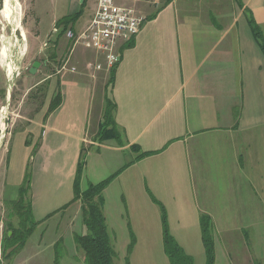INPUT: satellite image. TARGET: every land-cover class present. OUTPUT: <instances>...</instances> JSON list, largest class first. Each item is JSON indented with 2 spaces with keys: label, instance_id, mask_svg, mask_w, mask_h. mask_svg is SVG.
I'll return each mask as SVG.
<instances>
[{
  "label": "crops",
  "instance_id": "0c3cea01",
  "mask_svg": "<svg viewBox=\"0 0 264 264\" xmlns=\"http://www.w3.org/2000/svg\"><path fill=\"white\" fill-rule=\"evenodd\" d=\"M126 2L144 20L131 41L116 46L119 61L109 71H92L100 55L73 45L61 28L53 32L56 21L71 12L52 14L51 45L44 43L45 49L50 45L58 59L69 46L65 67L60 65L59 78H50L48 85V98L57 90L60 103L27 119L10 158L25 174L27 154L37 146L36 161L43 169L30 183L32 214H46L51 199L73 185L83 147L82 174L92 155L100 164L91 171L90 183L113 175L101 194L118 264L126 259L129 264H170L158 203L165 209L169 233L192 264L206 263L202 214L213 222L214 264H264V51L248 22L254 20L264 39V0ZM69 65L75 70H68ZM99 73L104 79L107 75L109 88L99 94L92 117L79 80L95 86ZM106 98L115 105L120 142L97 138ZM91 128L96 139L90 137ZM140 152L146 155L135 159ZM46 159L49 169L58 160L66 167L48 172L42 165ZM106 163L120 165L108 173ZM55 178L62 182L53 191ZM74 221L66 226L73 227ZM83 228L73 234L84 233ZM76 249L67 248L61 264H84Z\"/></svg>",
  "mask_w": 264,
  "mask_h": 264
},
{
  "label": "rangeland",
  "instance_id": "374dc122",
  "mask_svg": "<svg viewBox=\"0 0 264 264\" xmlns=\"http://www.w3.org/2000/svg\"><path fill=\"white\" fill-rule=\"evenodd\" d=\"M3 1L0 0V11L3 9ZM48 1V2H47ZM46 3H31L26 0H16V11L15 16L17 20L18 27L11 26L0 14V48L2 45V40L5 35L13 43V61L15 63V73L13 77L8 80V74L6 73L4 67L1 65L0 56V263L1 264H52L54 258V251L56 250L60 254V264L65 259L66 250L72 249L75 246L74 234L78 229L83 228V222L81 219V209L80 203L75 202L72 206L68 207L66 210H61L56 214L51 215L44 222H41L36 226L32 234L28 237L24 246L19 250L17 249L12 253L6 260L2 259L1 256V240L4 230V221L8 218L7 213L9 212V206L6 204V199L10 200L16 197L17 188L21 184L19 182V176L22 174V168L18 169V162H10L12 153L18 149L17 143L20 139L24 137L23 127L29 124L27 119H32L36 115L37 111H45V108L49 106L50 100L55 96L57 90L52 92L49 97L48 104L46 103L48 98V85L50 78H59L60 75L56 74V70L59 69L60 65L68 55L69 49L66 44L63 50V54L59 56L58 59L56 52L50 51L51 41H47L49 36H47L52 30V14L57 17H62L68 13L73 16L77 13L76 19L70 22L69 28L76 30H83L84 24L87 19L93 16V12L96 6V0H47ZM118 4H128L126 1L121 0V3L116 1ZM54 8V11L52 10ZM18 17V18H17ZM16 24V25H17ZM14 28V29H13ZM61 28V27H60ZM68 29V28H67ZM64 32V31H63ZM61 32V33H63ZM18 43H16V40ZM44 43H49V47L45 49ZM23 45V46H22ZM82 48L79 46L78 49ZM22 49V51H21ZM20 51V52H19ZM21 53V54H20ZM51 54L55 56H50ZM55 59V60H51ZM34 61H40V65L36 68L34 73H30V68ZM43 66V67H42ZM71 65L68 66V70ZM107 75L108 73L105 72ZM63 81L66 82L68 79V74L62 73ZM77 74V73H75ZM50 76L47 78V76ZM100 75V76H99ZM101 77V73L95 75L93 81L95 86L90 83H86L87 80L80 79L83 90V94H87V100L90 99V106L93 110L92 117L95 114V108L99 106L101 102V95L108 92L109 83L108 77ZM61 79V78H60ZM59 79V81H60ZM66 84V83H65ZM62 82H59L58 91L60 93V86ZM84 87V88H83ZM96 87V88H95ZM7 98L9 102L7 103ZM48 98V99H49ZM45 105V107H44ZM6 106L7 112L5 115L2 114L3 107ZM98 111V107H97ZM38 113V112H37ZM5 116V117H3ZM95 129L91 128L90 133L92 139H96ZM11 139V141H10ZM37 147V146H36ZM34 147L32 152L29 151L26 157V169L29 173V180L31 183L32 177L36 173L42 171V166L39 167L36 161L37 148ZM9 150L11 151L9 154ZM96 155L89 157V163L87 171L82 174L81 188L85 189L94 179L91 171L99 170L100 164L96 160ZM18 161V157H14ZM112 158L115 159L113 156ZM87 159V158H86ZM9 160V163H8ZM48 172L54 173L56 169L62 171L66 167V162L58 160V164H53L49 169V163L47 159L45 163L42 164ZM105 171L110 173L114 171L120 164L116 163H106ZM24 171V173H25ZM18 182V183H16ZM62 180L54 179L51 190L56 191L57 187ZM93 183V182H92ZM66 187V186H65ZM61 194L55 195L53 199L46 205L49 214L64 203L69 201L73 196V188L68 187L61 189ZM5 192V193H3ZM49 193L51 191L49 190ZM30 202H31V192H30ZM32 208V206H31ZM34 214V213H33ZM46 214L42 216L34 214L33 218L35 220H40ZM75 215L77 216L76 218ZM75 219L73 227L66 226L67 223ZM15 223L17 217L12 218ZM42 230L44 233H42ZM59 237H61L59 239ZM77 250V249H76ZM80 253V250L76 251ZM82 254V252L80 253ZM79 255V254H78ZM80 260L78 256L75 258ZM82 261V260H81Z\"/></svg>",
  "mask_w": 264,
  "mask_h": 264
},
{
  "label": "trees",
  "instance_id": "16d2710c",
  "mask_svg": "<svg viewBox=\"0 0 264 264\" xmlns=\"http://www.w3.org/2000/svg\"><path fill=\"white\" fill-rule=\"evenodd\" d=\"M77 13L64 16L56 21L55 26L65 31L70 24L76 19ZM253 35L257 39L260 47L264 51V39L260 28L253 19L248 20ZM112 73V71H111ZM111 79V78H110ZM60 103V95L57 93L50 101L47 112H51ZM114 103L106 98L103 111V120L98 126V140L115 139L120 142V131L115 123L113 111ZM146 155L145 152H140L135 159H139ZM86 164L85 149L82 147L78 161L76 163L75 174L73 178V196L59 210H63L73 205L75 202L80 203L82 222L85 227V232L75 233L73 238L78 250L82 252V260L84 264H118V257L113 248L111 236L106 224V219L103 212L102 190L112 179L113 175L101 180L97 183H89L85 189L80 187V179L83 168ZM30 180L29 173L25 171L23 180L17 188V195L13 199H6L5 202L9 206L7 219L4 221V230L1 240V256L6 260L17 249L20 250L26 243L28 237L32 234L38 224L44 222L51 215L57 212H51L40 220H35L32 214L30 202ZM161 215L163 244L165 253L170 264H192V258L184 253L181 247L176 243L168 230L167 217L164 207L158 203ZM58 210V211H59ZM16 216L17 220L14 223L12 218ZM200 226L202 232V241L205 248L206 263H215L214 238H213V222L209 215L202 214L200 216ZM132 243L129 245L130 250ZM1 264V263H0ZM52 264H60V254L55 250ZM129 264L128 259L126 263Z\"/></svg>",
  "mask_w": 264,
  "mask_h": 264
},
{
  "label": "built area",
  "instance_id": "2783aa9c",
  "mask_svg": "<svg viewBox=\"0 0 264 264\" xmlns=\"http://www.w3.org/2000/svg\"><path fill=\"white\" fill-rule=\"evenodd\" d=\"M117 0H96V8L87 27L79 33L66 29L65 36L73 45L81 44L95 50L101 61L94 63L92 71L110 70L119 61L116 46L127 43L138 33L144 18L132 6L118 4ZM137 1V0H124ZM60 31L56 26L53 32ZM65 67V64L61 66ZM75 70L74 67L70 68ZM93 76V74H92Z\"/></svg>",
  "mask_w": 264,
  "mask_h": 264
},
{
  "label": "bare ground",
  "instance_id": "6f19581e",
  "mask_svg": "<svg viewBox=\"0 0 264 264\" xmlns=\"http://www.w3.org/2000/svg\"><path fill=\"white\" fill-rule=\"evenodd\" d=\"M16 5H17L16 0H4L3 1V9L0 11V14L6 20V22H8L11 26H14L15 29H16V27H18V24L16 23L17 22L16 16H15V12H17L16 11ZM10 39L11 38H8L7 36L5 37V35H4L3 40H2V45L0 48L1 65L4 67L6 73L8 74L9 80L13 77L15 70H16L15 63L13 61V54H12L14 42L12 43V41ZM15 41H16V43H18L17 39ZM21 51H22V49H21ZM6 112H7V108H6V106H4L2 109V114L5 115ZM3 117H5V116H3Z\"/></svg>",
  "mask_w": 264,
  "mask_h": 264
},
{
  "label": "water",
  "instance_id": "95a60500",
  "mask_svg": "<svg viewBox=\"0 0 264 264\" xmlns=\"http://www.w3.org/2000/svg\"><path fill=\"white\" fill-rule=\"evenodd\" d=\"M39 65H40V61H34L33 63H32V66H31V68H30V73H34L35 71H36V68H38L39 67ZM9 80V79H8ZM9 102V99L7 98V103Z\"/></svg>",
  "mask_w": 264,
  "mask_h": 264
}]
</instances>
